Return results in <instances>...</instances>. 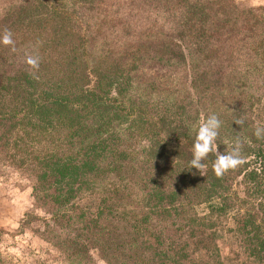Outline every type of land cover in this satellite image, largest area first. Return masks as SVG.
<instances>
[{"label":"trees","instance_id":"trees-1","mask_svg":"<svg viewBox=\"0 0 264 264\" xmlns=\"http://www.w3.org/2000/svg\"><path fill=\"white\" fill-rule=\"evenodd\" d=\"M240 6L0 0V149L37 174L61 264H264V9ZM213 113L244 158L221 177L216 152L190 165Z\"/></svg>","mask_w":264,"mask_h":264},{"label":"rangeland","instance_id":"rangeland-1","mask_svg":"<svg viewBox=\"0 0 264 264\" xmlns=\"http://www.w3.org/2000/svg\"><path fill=\"white\" fill-rule=\"evenodd\" d=\"M235 1L244 9H264V0ZM37 179L35 172L14 166L13 157L0 149V255L7 264H61L55 258L57 249L53 244L58 241L48 230L63 237L66 229L54 222L50 203L38 202L34 191ZM240 183L237 189L242 194L244 186ZM230 246L231 241L223 247L224 255L232 256Z\"/></svg>","mask_w":264,"mask_h":264},{"label":"clouds","instance_id":"clouds-1","mask_svg":"<svg viewBox=\"0 0 264 264\" xmlns=\"http://www.w3.org/2000/svg\"><path fill=\"white\" fill-rule=\"evenodd\" d=\"M15 40L11 30H4L0 33V45L9 47L15 51ZM26 64L33 70L39 68V58L29 56L26 59ZM237 123H242L238 121ZM222 126V121L216 114H210L202 123L199 124L196 130L195 140L192 146V159L190 165L193 169L201 170L206 168L205 161L212 152H216V158L213 162V171L217 177H221L230 170H234L244 163V158L241 155V142L237 139L230 151L221 153L217 150L216 140L219 135V130ZM255 136L260 139L264 138V127H257Z\"/></svg>","mask_w":264,"mask_h":264}]
</instances>
